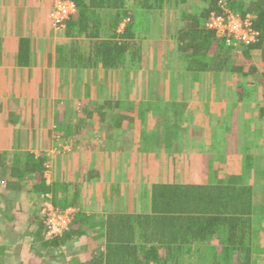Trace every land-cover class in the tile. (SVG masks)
Masks as SVG:
<instances>
[{
    "label": "crops",
    "instance_id": "0c3cea01",
    "mask_svg": "<svg viewBox=\"0 0 264 264\" xmlns=\"http://www.w3.org/2000/svg\"><path fill=\"white\" fill-rule=\"evenodd\" d=\"M127 2L128 5L134 4V0ZM52 7L53 0H0V151H7L12 146L18 153L27 152L35 158L42 157V178L49 186L47 193L51 204L76 207L77 213L83 215L86 221L82 225L83 235L78 242L66 245L68 248L73 246L69 257L74 258V262L70 264H90L92 254L104 247L105 239L102 236L105 235L109 217L115 219L123 215V220H129L137 215L150 214L153 184L249 186L257 201L263 200L264 82L261 79L262 71L258 69L260 64L251 62L256 68L253 74L244 68L242 73L247 76L243 80L237 73L188 71L186 64L180 60L179 65L171 64L174 55L171 58V52H167L163 62L169 70L160 76L147 69L153 63L147 64V59L143 58L140 67L150 72L153 84L160 81V85L157 91L147 92L151 79L143 78L144 90L140 92L145 96L139 102L145 110H149L157 106L151 100L157 99L163 115H177L180 123L171 125L172 119L167 117V123L160 122L161 137L148 153L153 163H157V168L154 170L150 165L145 167V163L151 159L149 156L148 161L143 159L145 168L139 172L136 170V152L131 148L134 145L133 126L131 124L128 132L123 128L128 120L119 119L122 115H130L127 118L133 119L131 100L135 98L129 94L135 97V92L130 91L134 80L130 77L122 80L120 73L124 70H107L101 66H79L68 73H57V53L68 49L67 53L63 51V58L65 53L68 59L73 53L74 56L86 57L89 42L83 38H75L77 41L67 38L66 26L62 32H58L59 38L54 37L49 17ZM171 10L172 18L167 22L174 29L177 24V13H174L177 11ZM131 11L133 14V7ZM124 27L122 21L115 33ZM156 27L150 25L149 29ZM161 29L164 37L162 43H166V30ZM20 39L28 41L24 66L18 64ZM141 46H138L139 50ZM127 67L125 72H129ZM177 77L185 79L183 81L187 86L181 90V98L175 92L178 91L175 85ZM233 79L237 80L234 87L230 84ZM163 93L166 96L167 93L173 94L177 102H166V96L162 98ZM184 94H187L185 100ZM204 105L210 109L208 115L202 113ZM194 109L197 118L184 120L191 124L182 123V115L191 116ZM11 113L15 114L13 123ZM89 114L91 117H88ZM100 115H103L102 119ZM171 127L180 133L167 145L164 140ZM61 143L66 150L49 154L51 151L48 149ZM191 145L205 147V151ZM44 146L47 150L42 153ZM21 157L18 159L21 160ZM172 162V169H169ZM47 167L50 174L45 176ZM27 181V184L20 182L16 190L7 191L6 200L2 198L1 201L0 197V208H4L7 214L22 210L23 214H18V217H36L33 204L29 201L36 193L28 191V186L34 183H31L32 179ZM22 187L24 194L19 192ZM61 188V195L59 192L55 194ZM77 213L74 212L73 216ZM112 224L118 225L117 222ZM215 242V239L196 242L189 247L190 253L182 252L178 256L180 260L184 259V264H192L196 249L205 254L213 246L216 247ZM160 252L163 250L160 249ZM140 253L137 250L129 255ZM30 258L31 254L18 264H33ZM124 261L133 264L132 259Z\"/></svg>",
    "mask_w": 264,
    "mask_h": 264
},
{
    "label": "trees",
    "instance_id": "16d2710c",
    "mask_svg": "<svg viewBox=\"0 0 264 264\" xmlns=\"http://www.w3.org/2000/svg\"><path fill=\"white\" fill-rule=\"evenodd\" d=\"M72 1L76 5V14L68 20L64 28L65 36L88 41L89 53L86 57L78 54L74 56L73 53L68 59L66 58L68 49L64 51L60 48L55 65L57 73H68L70 70H77L79 66L125 70L131 64L138 65L144 56L140 55L139 47L131 43L135 38L132 28L141 21L136 8L163 11L164 5L167 4L170 9L177 11L174 13H177L174 31L172 32L170 22L163 26L166 30L165 42L174 48L171 58L173 55L180 58L182 64H186V69L191 72L209 70L218 74L237 73L244 80L247 76L242 73L244 68H248L249 74L256 71L251 59L253 55H258L257 64L262 65L259 66L263 69L261 79L262 83L264 82V0L225 1L224 5L228 10L240 15L251 13L255 16L253 27L257 37L248 46L228 44L206 28L209 15L221 11L219 7L217 8L219 0H214L217 3L215 7L211 5L213 0H199L197 10L193 9L194 11L192 10L195 8L194 4L192 8L186 5L192 0H134V5H128L127 0ZM132 7L135 14H132ZM125 20H127L124 22L125 27L116 34V27ZM109 29L114 31L110 34ZM19 42L18 64L24 66L26 64L23 58L28 54V41L20 39ZM63 51L66 52L64 58ZM207 57L210 59L207 60ZM72 62L75 63V67ZM240 88L242 89V86ZM14 116V113L10 114L12 123ZM102 117L103 115H100L101 119ZM119 119L132 120L123 115ZM15 149L11 146L7 151H0V197L5 199L7 191L16 190L20 182L30 178L31 183H34L28 186L30 193L48 194L49 186L42 178L44 159L35 158L27 152L18 153ZM20 157L21 160L18 159ZM62 190L61 188L55 191V194L59 192L60 196ZM150 199L151 209L148 215H137L129 220H123V215H118L115 219L108 218L109 223L105 235L102 236L105 239L104 247L92 254L90 264H128L124 260L129 262L131 259L133 264H148L151 261L157 264H184V259L180 260L178 254L190 253L189 247L204 239H215L217 250L213 246L204 254L196 249V258L192 264H256L255 259L261 264L262 260L254 257L256 253L253 241L257 226H260L254 227L255 217L261 216L264 220V203L262 200L258 202L252 195L251 187L191 183L173 185L161 182L152 185ZM53 207L61 211L66 210V206L63 205ZM40 211L36 210L34 214L36 217L29 219L30 224L28 223V229L26 228L29 234L33 227L32 230L36 234L33 235L36 236L33 243L43 245L32 247L37 249L38 253L50 245L57 249L69 242L73 244L83 235L82 225H85L86 221L82 214L76 212L61 235L48 239L44 235V216ZM116 219L118 221H114ZM33 222H36V225H33ZM114 222L118 225H113ZM97 224L99 227V223ZM261 229L264 230V226ZM179 234L180 239L177 240ZM62 249L64 253L62 254L61 250L60 255L66 253L69 255L73 246L72 248L65 246ZM160 249L163 250L162 253ZM134 250H140L142 254L129 255L134 254ZM35 256L38 258L39 255ZM33 259L34 257L30 258Z\"/></svg>",
    "mask_w": 264,
    "mask_h": 264
},
{
    "label": "rangeland",
    "instance_id": "374dc122",
    "mask_svg": "<svg viewBox=\"0 0 264 264\" xmlns=\"http://www.w3.org/2000/svg\"><path fill=\"white\" fill-rule=\"evenodd\" d=\"M216 1L215 2H214V0L212 1V4H211L212 7H215L217 5ZM225 1H227V0H224L223 2H225ZM199 2H200L199 0H192V1L187 2L186 5L188 7H192V5L194 4L195 8H193V9H196V6L199 4ZM137 7H139V5H137ZM134 8H136V7H134ZM136 9H137V15H138V17H140L141 21L139 23H136V25H134L132 28V33L134 34L135 38L132 39L131 43L134 46H136L138 43H139L138 46H140L142 44L139 53H140V55L142 54L145 59H147V64L150 62L153 63V65H152L153 67L151 66V68H150V66H149L147 68L148 70L149 69L151 70L152 74L160 75V76L163 73L166 74V72H167V70H169V68L164 66L163 58L166 57L167 52H171L170 54H173L174 48L170 47L167 43H162L164 37L162 36L161 27L164 28L163 26H165V25H163V23L168 24L167 21L172 18V10L170 8H168L167 4L164 5L163 11L150 10L147 8H144V9L136 8ZM133 14H135V13H133ZM150 25H151V27L154 25H157V27L153 28L152 29L153 31H152L149 29ZM51 27L54 30V32L56 33V34L54 33V37L59 38V36L57 34H59L58 32H62L63 29H55L52 25H51ZM109 31L111 34L114 30L109 29ZM120 31H121V29H120ZM172 31H173V29H172ZM164 51H166V53ZM162 52H164V53L162 54ZM251 62H258L259 63L258 55H253ZM178 63H180L179 59H177V58L175 59V57H174L171 64L179 65ZM120 69L122 70V68H120ZM145 69L146 68L144 67V70H142V67H140V65L138 64L137 66H134V67L128 66L127 70H129V72H125V70H124L120 73L122 80H126L129 77L134 80V83L130 88L131 90L129 89L130 91L135 92V97L133 95L129 94L131 97L135 98L134 100H131V101H133V103H131V106L133 105V107H132L133 108V115H132L133 119L131 121H126L124 123L125 126L123 128L127 129L129 132L131 124L133 126L131 129H132V133H134V136H133L134 145L131 146V148L136 152V158L138 159L137 160L138 166H136V170L139 172L142 171L148 165L153 167L154 170H156V168H157V163H155V164L153 163V158H151V156L148 155V153H149V151H152L155 148L154 143L158 140L159 133L161 134L160 122L167 123V122H165V117H167V119H172L170 121L171 125H178L180 123L179 116H177V115L176 116H171V115L165 116V115H163L162 110L158 108V100L157 99L151 100V103L156 102L157 106L155 108L149 109V110H147V109L145 110L143 108L144 105H142L139 102L145 96V94L140 92V90H144V88L142 89V87H143L142 82L144 81L143 78H145L146 80L151 79L149 87L146 89L147 92L149 90H151V91L156 90L157 91L159 89V85H160V81L155 82L154 84L152 83V77H150V72L148 70H145ZM258 69L263 71V69H260V66L258 67ZM178 75H180V74H178ZM183 80H185V79H183ZM183 80L181 77L176 78L177 82L175 85H176L178 91H175V92H177L179 94V98H181V96H182L180 94L181 90H184L185 88H187L186 83ZM236 82H237V80L233 79L230 84L234 87ZM200 90H202L201 84H200ZM190 93L193 94L192 92H190ZM165 96H166V93H163L162 98H165ZM186 96H187V94L183 95V100L186 99ZM124 99H126V98H124ZM166 100H167L166 102H169V103L177 102L174 99L173 94H168V93L166 96ZM39 102H38V104H39ZM203 107H205V108L202 111V113L204 115H208V112L210 113V109L205 105ZM72 110H73V106H72ZM191 110H192V108H191ZM70 111H71V109H70ZM203 114H201V115L204 116ZM127 117H130V115H128ZM193 117L195 119L197 118V113H196L195 109H194V114L191 116H187L186 114L184 116L182 115V121H183L182 123L187 122V121H184L185 119L186 120H192ZM263 118H264V116H263ZM67 120H69V119H65L64 121H67ZM213 120H215V118ZM187 124H191V123L187 122ZM185 128H188V127H185ZM179 133L180 132L178 130H175L174 127H171V129L169 131H167V134H168L167 139H169V140L166 139V140H164V142L168 145L171 140H174L179 136ZM154 136H158V137L155 138ZM182 141H184L183 138H182ZM198 144H201V143H198ZM192 146L193 147L197 146L200 150L205 151L204 150L205 147L204 148L199 147L200 145H191V147ZM46 150H47V148L45 146L43 148H41L42 153H44ZM58 150H60V151L66 150V148L61 143L60 146H56L53 149H48L47 151H51V153H49V154H53L56 152L58 153L59 152ZM149 156L151 158L150 160H149ZM143 159L146 161L149 160L147 163H145V167L142 165V164H144ZM154 159H156V156ZM173 164H174V162L171 163L169 169H172ZM166 176H167V174H166ZM30 179H32V178H30ZM24 182L26 184L28 183V181H26V180ZM23 190H24V188L22 187L19 192H22V194H24ZM2 200L3 199L1 198V201ZM29 201L32 202V204H33V207L35 209L34 212H36L39 205H40L39 210L42 211V209L44 208V206L47 205V203H51V199H50V201L46 199V193H44L43 195L37 194V193L35 195L32 194V198H30ZM262 202L264 203V196H263ZM4 205H6V204H4ZM70 208L71 207H68V208H66V210L70 209ZM73 209H74V212H77L76 207H73ZM15 213L11 212V213L7 214L5 212L4 208H0V264H18L20 261L23 262L24 260L28 259L29 254H31V258L34 257V259L31 260L34 264H68V263L70 264L71 262H74V260H73L74 258H70L69 255H67V254L60 255L61 250H62V254L64 253L62 248H64L67 244L65 246H62V248L58 247L57 249H53V247L50 245L48 248H44V250H42V251L40 250V253L37 252V249H33V248H37V247H43V245L33 243V238L36 237V236H33V235H36L34 233V231L32 230L33 227H32V229L29 230V234H27L26 228L28 229V225L30 224L29 219H31V218L22 219V218L18 217V214L19 215L23 214L22 210H19V211L15 210ZM262 222H264V220H262L261 216L255 217V226L254 227H256V225H260V226H257L258 230H256V235H255V238L253 241V246H254V251L256 253L254 255V257L262 260V262L260 261V263L264 264V230L261 229V227L264 226V223L262 224ZM33 225H36V222H33ZM33 225H31V226H33ZM31 226H30V228H31ZM37 230H38V228L36 229V231ZM44 235H45V233H44ZM51 238H54V237H48V239H51ZM76 242H78V241H76ZM67 246H66V248H67ZM35 255H39L38 258H36L37 256H35ZM23 257H26V258H23ZM255 263L258 264L257 259H255Z\"/></svg>",
    "mask_w": 264,
    "mask_h": 264
},
{
    "label": "built area",
    "instance_id": "2783aa9c",
    "mask_svg": "<svg viewBox=\"0 0 264 264\" xmlns=\"http://www.w3.org/2000/svg\"><path fill=\"white\" fill-rule=\"evenodd\" d=\"M225 2L218 1L220 13L212 12L206 23V28L214 33L218 38L223 39L228 44L250 45L257 37L254 30L253 21L255 16L251 13L240 15L226 8ZM76 14V5L72 0H53V7L49 17L51 25L55 29H63L68 20ZM124 22H127L125 20ZM122 30V29H121ZM120 31V30H119ZM50 174L47 167L45 176ZM46 199L50 201L49 194ZM43 217V225L45 227L46 237H56L61 235L68 227L74 214V209L70 208L65 211L55 209L51 203H47L41 211ZM155 264V263H149Z\"/></svg>",
    "mask_w": 264,
    "mask_h": 264
}]
</instances>
